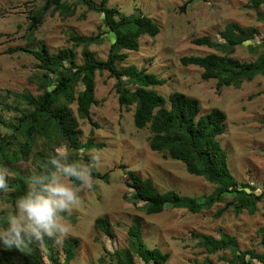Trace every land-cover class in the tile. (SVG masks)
Masks as SVG:
<instances>
[{
  "label": "rangeland",
  "instance_id": "obj_1",
  "mask_svg": "<svg viewBox=\"0 0 264 264\" xmlns=\"http://www.w3.org/2000/svg\"><path fill=\"white\" fill-rule=\"evenodd\" d=\"M67 1L77 3V0ZM187 1L110 0V6L119 7L127 15L143 13L152 17L161 29L156 37L142 36L138 51L124 50L128 57L119 63V68L127 69L136 65L155 73L166 79L165 84L154 87L158 92L166 98L172 91H182L196 97L200 100L202 113L213 107L224 110L227 125L219 139L228 153L231 171L238 182L262 189L264 75L245 81L240 87L218 89L216 79L204 80L201 76L202 68L196 65L185 66L180 58L184 55L218 52L212 47L196 45L192 39L210 35L214 41L219 42L220 31L232 21L242 26H256L257 36L252 43L258 45L264 39V22L257 19L255 9L245 6L248 0H193L182 9ZM44 3L45 0H0V95L6 97L0 96L2 100L13 103L16 93H40L38 85L43 70L38 66L39 60L31 52L19 48L40 49L46 45L55 53L74 45L69 40L73 33H101L102 36L103 32L107 33L102 15L83 3H77L76 13L65 19L50 8L44 16V22L32 31L29 28L30 16ZM110 47L111 41L106 34L101 42L90 46L99 59L107 58ZM82 49V45L76 46L78 62H83ZM259 52H264V46L259 48ZM257 55L246 45L238 46L234 54L243 61H253ZM116 82L117 79L108 71L97 73L96 97L99 103L92 106V115L99 127L93 126L86 119H80L81 141L93 138L96 142H103L104 146L84 151L87 156L88 153L101 154V161L92 169L93 188L81 190L80 204L72 212L75 221L70 220L73 229L68 236L78 237L81 243L71 264H103L100 257L104 255L107 256L105 264H110L106 248L112 252L130 244L129 228L135 218L142 222L144 240L148 246L160 247L171 254L165 264H202L208 258L216 264H236L230 262L232 254L229 248L210 252L202 246L198 235L204 234L217 240L223 234H228L238 240L241 249H254L262 253L263 202L258 203L255 213L247 210L238 213L228 208L221 216H217L216 211L225 205L224 202H217L199 212L167 206L160 213L147 214L142 209V203L136 204L126 198L133 193L127 186L128 170L136 171L143 178H152L161 192L175 190L198 199H205L212 194L216 185L202 176L189 173L182 161L165 158L163 153L150 148L149 127H136L134 105L127 109L119 104ZM21 107L24 108L25 104ZM72 108L76 110L75 103ZM15 114V110H6L4 113L7 119ZM0 131L3 134L12 132L3 123H0ZM69 151L71 156L73 152ZM83 162L88 163L89 156ZM38 163L35 158H23L7 168L10 177L23 175L29 178L38 171ZM93 171L109 172V180L97 177ZM11 191L9 189L6 193H0V218L13 207L8 196ZM231 199L232 195L226 197V201ZM99 216H105L111 221L114 238L106 237L95 227L94 222ZM62 241L54 242L57 249H61ZM35 244L45 249V240ZM60 258L64 259L63 252ZM136 264L145 262L137 256Z\"/></svg>",
  "mask_w": 264,
  "mask_h": 264
},
{
  "label": "trees",
  "instance_id": "obj_2",
  "mask_svg": "<svg viewBox=\"0 0 264 264\" xmlns=\"http://www.w3.org/2000/svg\"><path fill=\"white\" fill-rule=\"evenodd\" d=\"M192 1L188 0L182 9ZM76 2L99 12L107 33L103 32V36L101 33H73L69 40L74 45L55 53L46 45H42L40 49L19 48L31 52L39 60L38 66L43 70L38 85L40 93H16L13 103L0 98V123L7 124L12 130L7 134L0 131V164L8 166L23 158H35L39 161L38 171H41L47 166L48 159L57 146L64 144L72 150V159H79L81 150L102 148L104 143L96 142L93 138L86 142L81 141L80 119H86L93 126L99 127L92 115V106L99 103L96 97V76L97 73L108 71L117 79L115 88L119 104L127 109L134 105L136 127H149L150 148L163 153L165 158L182 161L189 173L202 176L216 185L212 194L205 199H198L175 190L161 192L152 178H143L136 171L128 170L127 186L133 193L131 196L127 195V199L136 204L142 203V209L147 214L160 213L167 206L199 212L217 202L225 203L224 207L216 211L217 216H221L228 208H233L238 213L245 210L255 213L258 203L264 204V186L258 190L249 183H240L232 173L228 153L219 139L226 130V112L219 107H213L202 113L200 100L196 97L182 91H172L166 98L158 92L154 87L165 84L166 79L155 73L136 65L127 69L119 68V63L128 57L124 50L138 51L141 37H156L161 31L160 26L146 14L127 15L119 7L110 6V0ZM77 3L45 0L43 6L30 16V30H36L44 22V16L50 8L64 19L73 16ZM245 6L255 9L257 19L264 22V0H248ZM257 31V27L253 25L242 26L235 21L229 22L220 31L219 42L214 41L210 35L192 39L194 44L212 47L218 52L184 55L180 61L185 66L196 65L202 68V78L216 79L218 89L240 87L245 81H251L260 74L264 75V52H259V48L264 46V39L258 45L252 43ZM105 34L110 38L111 47L107 58L99 59L90 46L101 42ZM79 45L83 47V62L77 60L76 46ZM240 45H246L251 52L258 54L257 58L243 61L235 57L236 49ZM0 96L6 98L4 95ZM74 103L76 110L72 108ZM23 104L24 108L21 107ZM6 110H15L16 114L7 119L4 115ZM36 148L40 149L35 152ZM84 159H88L86 154ZM93 173L99 178L109 180V172ZM28 179L23 175L9 178L12 191L8 196L12 204L26 191ZM228 195H232V199L226 201ZM68 219L75 221V216L71 214ZM94 224L106 237H115L113 225L107 217H97ZM262 233L264 234V227ZM129 236L131 240L127 247L116 248L112 252L106 248L110 264H136L137 256L145 264H165L170 259L169 252H164L160 247L148 246L139 218L133 220ZM198 237L200 244L210 252L229 248L232 254L231 263L264 264V251L258 253L254 249L243 250L234 236L223 234L218 240L206 234ZM56 240L45 238L44 250L35 242L23 250L0 248V264H71L81 243L80 239L75 236L65 237L61 249L56 248ZM261 243L264 248V235ZM61 252L63 260L60 258ZM106 259V255L101 256V263L105 264ZM202 264L216 263L208 258Z\"/></svg>",
  "mask_w": 264,
  "mask_h": 264
},
{
  "label": "clouds",
  "instance_id": "obj_3",
  "mask_svg": "<svg viewBox=\"0 0 264 264\" xmlns=\"http://www.w3.org/2000/svg\"><path fill=\"white\" fill-rule=\"evenodd\" d=\"M84 151L72 159L69 148L57 146L47 166L30 175L24 194L15 199L10 211L0 218V248L23 250L45 238L63 240L71 234L68 219L80 204L82 189L93 188L92 169L101 161V154ZM9 169L0 164V193L10 189Z\"/></svg>",
  "mask_w": 264,
  "mask_h": 264
}]
</instances>
